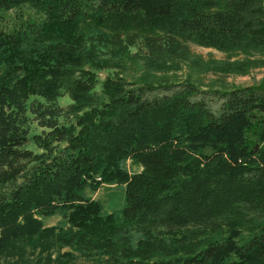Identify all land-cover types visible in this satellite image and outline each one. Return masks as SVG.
<instances>
[{
  "label": "trees",
  "instance_id": "obj_1",
  "mask_svg": "<svg viewBox=\"0 0 264 264\" xmlns=\"http://www.w3.org/2000/svg\"><path fill=\"white\" fill-rule=\"evenodd\" d=\"M86 29L124 55L138 41L147 70L181 69L190 42L236 55L210 69L246 73L264 0H0V264H264V222L244 211H264V86L99 80ZM110 183L120 223L80 193ZM57 209L67 225L44 226Z\"/></svg>",
  "mask_w": 264,
  "mask_h": 264
},
{
  "label": "rangeland",
  "instance_id": "obj_2",
  "mask_svg": "<svg viewBox=\"0 0 264 264\" xmlns=\"http://www.w3.org/2000/svg\"><path fill=\"white\" fill-rule=\"evenodd\" d=\"M85 50L88 52L94 45L93 51L99 52L100 54H95L98 61H93L94 57H89L82 63L84 68H89L94 71L99 80L103 79L109 74H119L125 79L132 81H139L141 79H148L154 82L162 81H179L184 79V77H190L194 81L198 82L201 87L204 88H220V89H230L233 87H241L246 85L253 86H264V53L256 54L255 57H260L262 64L250 68L246 73H222L214 71L209 67L214 64H218L220 61L232 60L236 56L232 54L228 56L226 53L215 50L213 48H208L200 45H196L188 42V54L186 58L180 59V68L173 72H156L152 70H147L144 67L141 59L137 54V45L140 44L138 41L134 44L128 43L127 54H123L115 49H103L99 48L98 42V32L94 29L85 30ZM93 44V45H92ZM129 51V53H128ZM242 56H238L241 58ZM211 61H213L211 63ZM208 67L207 69H205ZM10 74L4 64L0 65V83L9 82ZM62 105H66L70 102L68 96H63L59 98ZM31 133L38 130L35 123H30ZM122 167L126 169L129 173L138 172L141 170L140 164L131 159L126 158L121 162ZM80 193L88 198L94 199L100 203L103 213H112L117 217V221L120 223L122 216L121 211L125 204V194L124 187L118 183L103 184L96 190H93L89 186H85L81 189ZM246 215L249 218H255L257 223L264 222V211L257 210L254 208L246 207L244 208ZM40 219L44 226L54 225V226H66L67 217L64 215V211L57 209L53 214L40 216ZM248 222V220H246ZM224 231V230H223ZM254 230H248L243 228L241 230L242 239H247L249 235ZM227 232V231H224ZM128 235L131 236V244L135 245L134 242L138 237L144 236L143 233L137 230H131ZM226 235V233H225ZM56 251H54V254ZM160 256V255H156ZM22 264H36L34 258H28ZM78 264H92L91 260L83 261V263L78 262Z\"/></svg>",
  "mask_w": 264,
  "mask_h": 264
}]
</instances>
